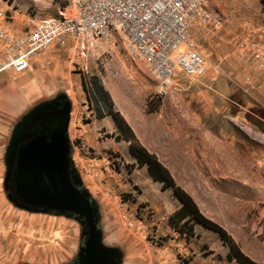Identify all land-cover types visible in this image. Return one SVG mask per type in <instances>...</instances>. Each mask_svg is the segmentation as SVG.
Returning <instances> with one entry per match:
<instances>
[{
  "label": "rangeland",
  "instance_id": "rangeland-1",
  "mask_svg": "<svg viewBox=\"0 0 264 264\" xmlns=\"http://www.w3.org/2000/svg\"><path fill=\"white\" fill-rule=\"evenodd\" d=\"M205 6L221 19L219 27L192 32L206 72L194 78L176 74L180 89L163 97L156 94L150 67L131 61L119 44L101 45L86 60V71L70 45H52L30 59L28 73L0 74V88L45 76V91L28 98L10 122L0 112V264H70L79 254V219L18 208L6 190V153L16 126L35 107L57 100L71 106L72 164L83 187L91 181L87 175L99 187L96 196L89 195L98 210L101 243L117 252L118 264H238L226 258L228 248L217 233L198 224L190 233L177 223L173 216L181 203L171 188L162 190L150 179L147 165L133 163L131 145L154 155L206 219L264 264V0H205ZM65 7L64 0H0V27L22 29L59 16ZM256 46L263 52L259 61L250 55ZM185 50L180 45L173 55ZM53 81L57 87L48 91ZM96 87L121 124L122 137L134 136L123 142L129 147L125 165L104 149L112 167L104 174L78 167L97 142L116 132L92 124ZM131 244L141 261L128 260Z\"/></svg>",
  "mask_w": 264,
  "mask_h": 264
},
{
  "label": "built area",
  "instance_id": "built-area-1",
  "mask_svg": "<svg viewBox=\"0 0 264 264\" xmlns=\"http://www.w3.org/2000/svg\"><path fill=\"white\" fill-rule=\"evenodd\" d=\"M66 7L57 17L41 19L17 32L0 27V74H21L30 59L52 45H70L82 61L101 45L119 44L133 62L146 63L155 78L158 97L180 89L175 75L203 76L206 63L192 32L221 24L220 17L205 6V0H64ZM180 45L184 52L173 53ZM100 53V52H98ZM255 61L262 48L250 50Z\"/></svg>",
  "mask_w": 264,
  "mask_h": 264
},
{
  "label": "water",
  "instance_id": "water-1",
  "mask_svg": "<svg viewBox=\"0 0 264 264\" xmlns=\"http://www.w3.org/2000/svg\"><path fill=\"white\" fill-rule=\"evenodd\" d=\"M54 102L35 107L16 126L6 153L7 174L9 152L19 127L50 109ZM70 107V104L66 103L61 111L45 114L18 147L14 163V181L8 199L21 209L29 206L75 215L87 233L85 245L79 248V252L84 251L86 254L84 264H105L104 254L113 256L116 259L115 264H118L117 252L101 243L96 204L82 186L75 169L74 178L79 189L75 188L70 180L72 159L71 144L67 135Z\"/></svg>",
  "mask_w": 264,
  "mask_h": 264
},
{
  "label": "crops",
  "instance_id": "crops-1",
  "mask_svg": "<svg viewBox=\"0 0 264 264\" xmlns=\"http://www.w3.org/2000/svg\"><path fill=\"white\" fill-rule=\"evenodd\" d=\"M10 29L15 32L19 30V28L17 29L10 28ZM0 46H1L0 53H2L4 51V47L2 43H0ZM31 68L32 66H30V69ZM26 73H28V71H24L21 74L24 75ZM51 74L54 76V79L56 80L57 75L55 74V72L52 71ZM43 77L45 76L41 75L39 77H31L29 80L23 82V84L21 85L22 87L16 85L15 83L9 82L5 86L0 88V112L5 116L7 121L10 122L14 118L16 111H19L21 108H23V106H26V103H28V98L32 99L33 96L37 97V95H40L45 91V89L41 88V82L44 80ZM56 87L57 85L53 81L51 82V85L48 86L47 90L54 91ZM92 91H93V105L91 111L93 113L92 124L96 126L97 125L96 123L100 122L99 126H105L107 129H110V131H116V132H114V134H111L109 138H106V141H101V143L97 142V144L93 148L92 156L84 158L82 161L84 163L86 161V163L84 164L83 162H79L80 166L78 167H80L81 170H83V168L89 167L90 171L94 174H99V173L104 174L105 171H110L112 169V167L110 166V159H109L110 154L108 152H105L104 149H108L113 153V159L121 160L120 165H125L127 163V159L125 160V157L128 154L129 147H126L123 144V142L126 143V139L122 137L123 133H122L121 124L115 122L113 118L114 112H112L107 107V102L103 98V91L98 89V87H96L95 90ZM3 98H5L7 104L4 103ZM8 103L11 105H9L10 106L8 107L9 109H6L5 107L8 105ZM126 128L127 126H124L123 129L124 132L126 131ZM119 136L120 138L119 140H117L116 138ZM132 157H133L132 161L133 163H135L136 158L133 155ZM145 171L147 172L146 167H145ZM86 177L87 179H91V181L88 180L87 182L85 181L86 184L84 188L87 190V192L90 195L96 196L97 193L99 192L98 185L92 181L91 175H87ZM143 179L144 180L147 179L145 174H143ZM133 247L134 245L132 244L128 246L127 257L129 261L135 263L137 261H141V255L137 253L136 248L131 249Z\"/></svg>",
  "mask_w": 264,
  "mask_h": 264
},
{
  "label": "trees",
  "instance_id": "trees-1",
  "mask_svg": "<svg viewBox=\"0 0 264 264\" xmlns=\"http://www.w3.org/2000/svg\"><path fill=\"white\" fill-rule=\"evenodd\" d=\"M113 118L116 122V115L113 114ZM118 123V121H117ZM134 140L132 138L126 139V141ZM130 151L136 158L138 165L141 167L147 165V172L153 181L161 183V189L166 190L168 188L172 189L173 195L181 202L180 209L175 212L173 217L177 218L178 224H183L187 226L189 232L191 233L194 225L198 224L206 227L207 229L218 234L220 240L228 248L226 258L228 260H235L238 264H256L252 259L246 256L234 242V240L229 236V234L219 225L206 219L198 210L196 204L191 199V197L184 192L180 187L175 186L168 170L161 165L156 157L148 153L140 145H131ZM172 219V218H171ZM175 231L181 232L180 229ZM189 233V234H190Z\"/></svg>",
  "mask_w": 264,
  "mask_h": 264
},
{
  "label": "flooded vegetation",
  "instance_id": "flooded-vegetation-1",
  "mask_svg": "<svg viewBox=\"0 0 264 264\" xmlns=\"http://www.w3.org/2000/svg\"><path fill=\"white\" fill-rule=\"evenodd\" d=\"M64 108V103L62 101H55L54 104L52 105V107L50 109H48L47 111H45L44 113L39 114L36 118H33L32 120H28L27 122L21 124V126L19 127V131L17 132L15 139L13 141V145L12 148L10 149L9 152V158H8V174L6 176V188H7V192L8 194L10 193V189L12 186V183L14 181V170H15V157H16V153H17V149L18 147L26 140L27 136L32 132L33 128L39 123V121L41 120V118L48 113H51V111H61ZM74 169L75 167L71 166V173H70V180L72 185L75 188L79 189V186L77 184L76 179L74 178ZM26 209L29 210H33V211H40V212H47V213H51L53 215L56 216H60V215H65V216H71V217H76L75 215L68 213V212H60V211H52V210H44V209H37V208H32L29 206H25ZM87 239V233H86V228L83 227L82 230V237L80 239V247H83V245H85ZM85 252L84 251H80L77 258L71 262L70 264H84V260L86 258L85 256ZM104 258H105V264H115L116 259L112 256L110 257L107 254H104Z\"/></svg>",
  "mask_w": 264,
  "mask_h": 264
},
{
  "label": "bare ground",
  "instance_id": "bare-ground-1",
  "mask_svg": "<svg viewBox=\"0 0 264 264\" xmlns=\"http://www.w3.org/2000/svg\"><path fill=\"white\" fill-rule=\"evenodd\" d=\"M29 69H30V67H29Z\"/></svg>",
  "mask_w": 264,
  "mask_h": 264
}]
</instances>
